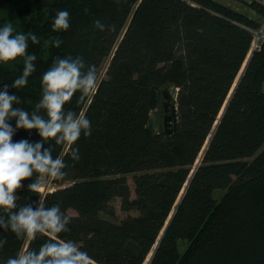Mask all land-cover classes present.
<instances>
[{
  "label": "trees",
  "instance_id": "obj_1",
  "mask_svg": "<svg viewBox=\"0 0 264 264\" xmlns=\"http://www.w3.org/2000/svg\"><path fill=\"white\" fill-rule=\"evenodd\" d=\"M229 1L0 0V24L39 38L28 42L36 56L28 84L8 88L21 98L14 107L48 118L35 103L57 56H82L99 74L96 91L68 105L92 125L76 143L78 160L37 128L15 129L13 141L41 142V153L66 161L67 174L42 194L28 188L43 175L34 171L16 189L14 211L60 203L73 217L60 235L85 248L92 264H264V40L252 50L264 0ZM61 9L70 14L66 30L52 27ZM23 66L22 56L0 63V89ZM168 84L178 89L170 134L148 125ZM117 198L138 214L118 221ZM47 238L0 230V258Z\"/></svg>",
  "mask_w": 264,
  "mask_h": 264
},
{
  "label": "clouds",
  "instance_id": "obj_2",
  "mask_svg": "<svg viewBox=\"0 0 264 264\" xmlns=\"http://www.w3.org/2000/svg\"><path fill=\"white\" fill-rule=\"evenodd\" d=\"M69 11L58 10L52 27L68 29L70 26ZM101 29L105 26L95 21ZM29 39L38 43L39 38L34 32L17 31L13 24H0V63L24 57L22 74L12 84H3L0 89V213H8L7 223L0 214V230L13 232L20 240H36L38 236L48 238L39 247L23 245L14 255L0 258V264H92L90 253L79 246L75 239L61 236L70 232L73 217L60 203L45 207L41 202L34 210L25 205L19 211L16 208V189L22 187V181L33 175L34 171L47 173L52 179L66 176V161L60 156L53 159L50 150L41 153V142L33 146L26 139L13 141L16 128H37L44 138H52L65 149H70L71 157L79 159V148L76 146L81 135L90 136L91 120L83 111L69 107L76 98L81 102L86 96L94 93L99 83V74L94 65L87 64L82 56H57L51 66L42 73V95L35 103L37 109H44L47 119L30 112L24 107H14L13 102L20 103V96L9 93V86L20 88L28 84V77L35 71L36 56L27 51ZM61 41L54 40L59 46ZM17 117L15 127L9 123ZM49 182L42 178L28 184L34 193H43ZM40 198V197H38ZM10 225V228H9ZM4 241L0 240V248Z\"/></svg>",
  "mask_w": 264,
  "mask_h": 264
},
{
  "label": "rangeland",
  "instance_id": "obj_3",
  "mask_svg": "<svg viewBox=\"0 0 264 264\" xmlns=\"http://www.w3.org/2000/svg\"><path fill=\"white\" fill-rule=\"evenodd\" d=\"M224 3H227L229 0H221ZM230 2V1H229ZM239 10L245 12V8L241 7V6H237ZM253 16V15H251ZM258 37L256 36L255 39H257ZM253 49V47H252ZM105 76V68L103 67V69L101 70V77ZM175 96V94H174ZM164 107L162 106L161 102L160 104L157 105V108L154 109L151 113H150V121L148 123L149 126H151L152 129H155L156 131L162 130L164 129V116L165 114L163 113ZM251 160V159H250ZM134 175H128L127 179H128V183L131 189V196L132 198H135V185H134V180H133ZM43 180L48 181L49 184L48 186L45 188V191L42 194L47 193L49 190H52L56 187H58V185L53 183V179L50 178L49 174L44 173L41 177ZM224 192L220 191V192H216L215 196L217 199H221L223 196ZM113 205L115 206L116 209V215H117V219L118 221L122 220L123 218H126L129 215H137L138 213L135 210H126L123 205H122V200L120 198H117L113 201ZM71 214H75V212L73 210L70 211ZM102 217H105L106 219L111 220V218L105 214H102ZM181 246V250H184V243L181 242L180 244Z\"/></svg>",
  "mask_w": 264,
  "mask_h": 264
},
{
  "label": "water",
  "instance_id": "obj_4",
  "mask_svg": "<svg viewBox=\"0 0 264 264\" xmlns=\"http://www.w3.org/2000/svg\"><path fill=\"white\" fill-rule=\"evenodd\" d=\"M246 67V65H245ZM178 91L175 84H168L167 88H165L162 92L163 102V113L164 116V129L166 133H172L177 125V107L173 104L174 94Z\"/></svg>",
  "mask_w": 264,
  "mask_h": 264
},
{
  "label": "built area",
  "instance_id": "obj_5",
  "mask_svg": "<svg viewBox=\"0 0 264 264\" xmlns=\"http://www.w3.org/2000/svg\"><path fill=\"white\" fill-rule=\"evenodd\" d=\"M254 33H255V37L254 38H256V36L258 38L254 39L253 46H252L253 49L252 50H255V49L259 48L261 43H262V40H264V26L261 29L255 31Z\"/></svg>",
  "mask_w": 264,
  "mask_h": 264
}]
</instances>
